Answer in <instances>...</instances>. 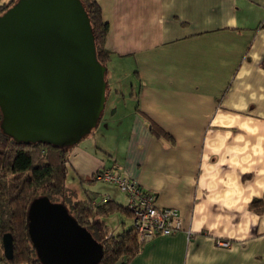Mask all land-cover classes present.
Segmentation results:
<instances>
[{"label": "crops", "instance_id": "1", "mask_svg": "<svg viewBox=\"0 0 264 264\" xmlns=\"http://www.w3.org/2000/svg\"><path fill=\"white\" fill-rule=\"evenodd\" d=\"M99 2L110 25L106 100L115 91L116 101L66 151V188L107 199L99 216L111 235L130 228L126 196L92 181L98 169L177 210L182 228L128 264H264V0ZM1 254L0 237V264Z\"/></svg>", "mask_w": 264, "mask_h": 264}, {"label": "water", "instance_id": "2", "mask_svg": "<svg viewBox=\"0 0 264 264\" xmlns=\"http://www.w3.org/2000/svg\"><path fill=\"white\" fill-rule=\"evenodd\" d=\"M106 72L80 0H16L0 14V129L14 142L76 145L99 124ZM26 230L40 264H97L103 256L68 208L46 196L29 203ZM1 245L11 260V234Z\"/></svg>", "mask_w": 264, "mask_h": 264}, {"label": "trees", "instance_id": "3", "mask_svg": "<svg viewBox=\"0 0 264 264\" xmlns=\"http://www.w3.org/2000/svg\"><path fill=\"white\" fill-rule=\"evenodd\" d=\"M15 1L0 4V14ZM80 1L91 24L97 60L107 69L111 53L106 46L109 22L103 19L99 0ZM107 88L108 85L106 94ZM151 130L158 132L153 127ZM68 149L40 143H16L0 129V237L9 233L13 243V258L7 260V264H40L26 230L29 203L39 196H46L52 202L65 205L75 220L101 244L103 256L97 264H128L141 251L145 242L158 236H166L157 235L139 242L132 224L129 230L115 235L109 234L105 221L99 216L109 212L103 198L94 203L92 200H76L74 192L65 186V153ZM92 175L90 179L96 181ZM259 205L261 202L256 200L250 203L251 209L254 210V207ZM257 211L261 212L262 209L258 208Z\"/></svg>", "mask_w": 264, "mask_h": 264}, {"label": "built area", "instance_id": "4", "mask_svg": "<svg viewBox=\"0 0 264 264\" xmlns=\"http://www.w3.org/2000/svg\"><path fill=\"white\" fill-rule=\"evenodd\" d=\"M92 178L114 185L126 196V211L132 218L139 242L157 235H170L182 228L176 209L157 206L152 192L145 190L122 172L114 168H101L93 173Z\"/></svg>", "mask_w": 264, "mask_h": 264}, {"label": "rangeland", "instance_id": "5", "mask_svg": "<svg viewBox=\"0 0 264 264\" xmlns=\"http://www.w3.org/2000/svg\"><path fill=\"white\" fill-rule=\"evenodd\" d=\"M123 81L125 83H128L129 82V81H125V80H123ZM123 89H125V87ZM119 94H120V97L119 98H121V101H129L130 95L127 92H125L124 90H122V94L121 93H119ZM115 95H116L115 94V91H112V94L110 96H107V100L106 101H116ZM86 136H84V137H86ZM98 184L99 185H103L102 183H98ZM75 190H76V193L79 194L78 193L79 192L78 189H75ZM120 215H121V212H118V211H114L113 213H110L109 216H108L109 222H111V224H115V220L114 219H117ZM122 215H123V217H126L128 219V221H129V223L131 225V223H132L131 216L128 213L125 214V215L122 213ZM1 264H6V261L3 258V254H1ZM22 264H24V263H22Z\"/></svg>", "mask_w": 264, "mask_h": 264}]
</instances>
